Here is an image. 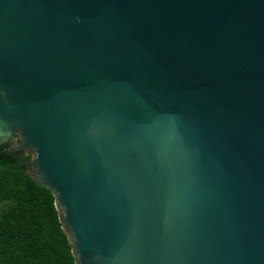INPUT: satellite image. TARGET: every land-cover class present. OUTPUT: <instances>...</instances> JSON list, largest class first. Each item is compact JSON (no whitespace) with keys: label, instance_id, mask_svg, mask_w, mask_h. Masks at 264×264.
Segmentation results:
<instances>
[{"label":"water","instance_id":"water-1","mask_svg":"<svg viewBox=\"0 0 264 264\" xmlns=\"http://www.w3.org/2000/svg\"><path fill=\"white\" fill-rule=\"evenodd\" d=\"M5 143L75 264H264V0H0Z\"/></svg>","mask_w":264,"mask_h":264},{"label":"trees","instance_id":"trees-1","mask_svg":"<svg viewBox=\"0 0 264 264\" xmlns=\"http://www.w3.org/2000/svg\"><path fill=\"white\" fill-rule=\"evenodd\" d=\"M30 161L0 146V264H75L54 195L28 173Z\"/></svg>","mask_w":264,"mask_h":264},{"label":"flooded vegetation","instance_id":"flooded-vegetation-1","mask_svg":"<svg viewBox=\"0 0 264 264\" xmlns=\"http://www.w3.org/2000/svg\"><path fill=\"white\" fill-rule=\"evenodd\" d=\"M6 144V143H5ZM8 144V143H7ZM4 145V144H3ZM8 145H10L11 146V144H8ZM12 147V146H11Z\"/></svg>","mask_w":264,"mask_h":264}]
</instances>
